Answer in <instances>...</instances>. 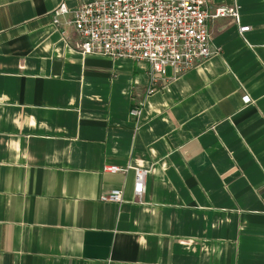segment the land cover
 I'll list each match as a JSON object with an SVG mask.
<instances>
[{"label":"crops","instance_id":"1","mask_svg":"<svg viewBox=\"0 0 264 264\" xmlns=\"http://www.w3.org/2000/svg\"><path fill=\"white\" fill-rule=\"evenodd\" d=\"M86 1L0 0V264H264V0H207L239 21L152 94L149 63L55 25ZM107 164L150 170L142 201Z\"/></svg>","mask_w":264,"mask_h":264},{"label":"built area","instance_id":"2","mask_svg":"<svg viewBox=\"0 0 264 264\" xmlns=\"http://www.w3.org/2000/svg\"><path fill=\"white\" fill-rule=\"evenodd\" d=\"M70 13L66 23L76 30L81 53L146 61L151 78L147 94H152L169 79L168 67L176 77L215 53L209 20L232 16L239 21L240 5L236 2L212 9L207 0H89L71 11L63 2L53 11V22L60 26L62 17ZM249 29V25L239 24L241 35ZM142 106L133 108L131 115L138 118ZM130 168L135 170L134 200L142 201L149 169L107 164L104 171ZM101 200L122 203L124 190L111 189Z\"/></svg>","mask_w":264,"mask_h":264}]
</instances>
